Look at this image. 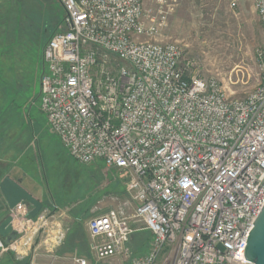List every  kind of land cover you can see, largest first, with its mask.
Wrapping results in <instances>:
<instances>
[{
    "label": "built area",
    "instance_id": "built-area-1",
    "mask_svg": "<svg viewBox=\"0 0 264 264\" xmlns=\"http://www.w3.org/2000/svg\"><path fill=\"white\" fill-rule=\"evenodd\" d=\"M59 1L39 109L78 164L119 172L127 199L85 219L90 256L59 253L62 223L32 217L19 202L8 210L12 232L9 241L0 236V258L250 264L243 251L264 205V51L259 82L228 96L184 57V44L162 37L174 1ZM251 1L264 37V0ZM142 231L148 248L135 254L132 237Z\"/></svg>",
    "mask_w": 264,
    "mask_h": 264
},
{
    "label": "rangeland",
    "instance_id": "rangeland-1",
    "mask_svg": "<svg viewBox=\"0 0 264 264\" xmlns=\"http://www.w3.org/2000/svg\"><path fill=\"white\" fill-rule=\"evenodd\" d=\"M174 13L175 24H167L162 37L184 44V57L196 59L203 77L215 79L228 96L254 88L263 73L257 52L264 51V37L251 0H176ZM63 15L59 0H0V176L22 171L44 197L37 215L62 223L64 245L85 248V219L127 197L119 172L101 161L78 164L39 109L43 49ZM150 238L148 231L136 233L134 253H145ZM81 253L90 256L89 249ZM8 257L14 260L6 253L0 264Z\"/></svg>",
    "mask_w": 264,
    "mask_h": 264
},
{
    "label": "water",
    "instance_id": "water-1",
    "mask_svg": "<svg viewBox=\"0 0 264 264\" xmlns=\"http://www.w3.org/2000/svg\"><path fill=\"white\" fill-rule=\"evenodd\" d=\"M0 191L3 195V198L0 199V236L5 241H9L12 232V217L8 210L24 201L34 207L30 212V215L34 217L37 215L41 203L9 177H4L0 181ZM243 254L250 264H264V205L247 236Z\"/></svg>",
    "mask_w": 264,
    "mask_h": 264
},
{
    "label": "crops",
    "instance_id": "crops-1",
    "mask_svg": "<svg viewBox=\"0 0 264 264\" xmlns=\"http://www.w3.org/2000/svg\"><path fill=\"white\" fill-rule=\"evenodd\" d=\"M171 1H176V0H171ZM176 13V12H175ZM173 14V12L169 15L168 17V21H167V24H168V27L171 28L172 26H174L175 24V21H176V14ZM16 169V168H14ZM21 171V170H19ZM4 177H9L11 180H13L15 183H17L19 186H21L23 189H25L27 191V193H29L35 200L41 202L40 200L43 199L44 197H41L40 193H39V189L37 188L38 185L37 184H34L35 186L31 183H29V181L26 180V175L21 171V172H17L16 171V175L13 176V175H8V173H6L5 175H3L1 178H0V181L4 178ZM3 198V195L0 191V199ZM24 202V201H23ZM70 243V242H69ZM68 243V244H69ZM66 245V244H65ZM64 244L59 246L57 249V251L59 253H70V252H76L78 251L79 254H83L81 253L82 250L84 249H87L88 251V246L86 245L85 248H84V245H80V244H76L73 245L72 243H70L69 245H66L65 246ZM85 252V251H84ZM83 255H86L85 253ZM88 256V255H86Z\"/></svg>",
    "mask_w": 264,
    "mask_h": 264
},
{
    "label": "trees",
    "instance_id": "trees-1",
    "mask_svg": "<svg viewBox=\"0 0 264 264\" xmlns=\"http://www.w3.org/2000/svg\"><path fill=\"white\" fill-rule=\"evenodd\" d=\"M51 37H49L48 38V40L50 39ZM2 170L0 169V172H1ZM0 178H1V176H0ZM14 236V235H13ZM12 236V237H13ZM70 242V241H69ZM70 243H72L73 245H74V242H70ZM11 255H13L12 253H11ZM10 256V255H9ZM11 257V256H10ZM10 257H8V259H7V264H27L28 263V259H24V260H22V261H15V259L13 260V259H11Z\"/></svg>",
    "mask_w": 264,
    "mask_h": 264
},
{
    "label": "flooded vegetation",
    "instance_id": "flooded-vegetation-1",
    "mask_svg": "<svg viewBox=\"0 0 264 264\" xmlns=\"http://www.w3.org/2000/svg\"><path fill=\"white\" fill-rule=\"evenodd\" d=\"M26 203V205L28 206V208H29V215H30V212H31V210L34 208L31 204H29V203H27V202H25ZM41 203V207H40V209H39V211H38V213L42 210V208H43V203L42 202H40Z\"/></svg>",
    "mask_w": 264,
    "mask_h": 264
}]
</instances>
